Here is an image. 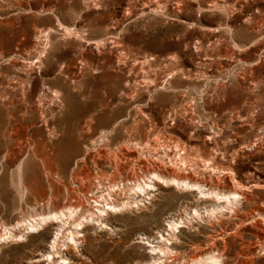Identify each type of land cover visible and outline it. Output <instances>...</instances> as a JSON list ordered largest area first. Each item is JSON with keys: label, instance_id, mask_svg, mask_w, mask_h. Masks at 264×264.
Returning a JSON list of instances; mask_svg holds the SVG:
<instances>
[{"label": "rangeland", "instance_id": "rangeland-1", "mask_svg": "<svg viewBox=\"0 0 264 264\" xmlns=\"http://www.w3.org/2000/svg\"><path fill=\"white\" fill-rule=\"evenodd\" d=\"M25 56L33 62L26 97L34 112L20 131L26 126L33 140L14 161L4 156L5 114L12 104L0 98V235L5 227L15 234L0 241V264H51L57 234L56 264H192V251L206 244L208 234L236 220L229 209L208 215L205 209L219 200L205 199L197 188L159 180V189L138 191L136 202L101 221L86 220L84 236L68 250L60 244L71 243L72 221L26 229L36 214L74 206L87 182L80 160L94 149L89 137L101 131L97 146L110 151V163L84 162L102 183H125L112 195L116 202L132 191L126 179L131 160L120 155L122 148H134L136 140L158 143L161 151L189 137L199 148L190 151L192 159L206 158L203 171L252 194V202L238 208L264 199V188L252 187L264 184V0H0V89L25 73ZM47 89L50 106L62 100L49 122L35 106ZM14 100L17 109L28 105L21 89ZM92 112L93 128L82 133L78 122ZM40 195L55 208L35 205ZM194 208L201 216L193 215ZM178 216L185 223L170 237L168 222ZM162 234L179 251L174 262L170 253L152 251ZM246 239L255 241L250 233ZM255 262L264 264V251Z\"/></svg>", "mask_w": 264, "mask_h": 264}, {"label": "bare ground", "instance_id": "bare-ground-1", "mask_svg": "<svg viewBox=\"0 0 264 264\" xmlns=\"http://www.w3.org/2000/svg\"><path fill=\"white\" fill-rule=\"evenodd\" d=\"M44 36V39L48 41V33L45 32ZM42 50H44V48ZM42 52L43 51L39 53L38 62L42 61ZM23 58L24 61L21 60L20 68L25 71V73L20 76H13L10 78L8 84L0 89V98L5 101V106H7V102L12 104L7 107L5 114L6 121L4 123L5 139L8 142L4 156L9 161H14L16 157L21 155L24 151V146H29L30 140H33V137L27 134L28 131L26 126L24 127L26 132L21 133L20 131V128L31 120L30 116L34 112L30 99L26 97V94L28 93L27 89L31 82L30 65H32L33 62L32 58L29 56ZM19 89L22 91L23 101L28 102V105L25 108L17 109L14 95H17ZM47 91L48 89L37 94L35 102L36 110L40 113V116L45 122L55 120V107L57 108L58 105L62 104V100L59 99V102L53 101V106H50ZM53 92L55 97H59L60 93L58 90H54ZM104 104L108 105L109 103L105 102ZM29 109H31V113H29ZM95 114L96 113L92 112L86 118L81 119L78 122L82 133L89 132L90 129L92 130L93 124L96 120ZM53 130L54 129H51L52 132ZM98 133L97 136L94 134L89 137L91 140L88 143V146H92L94 149H86V155H84V158L88 159L96 167L101 165V160L104 158L110 163V151L99 146L102 144H99V147L97 146L98 140L104 137L105 132L101 131ZM135 141L134 143H131L130 141L134 148H122L120 152V155L131 160V164L127 168L126 179L129 181H127V184H129L127 187L132 191L129 192L126 200L116 202L112 196L114 192H117V189L125 187L124 182L118 181V183H116L115 181L110 180L108 184H106L107 182L102 183L100 178H96V176L94 177V173L85 166V159L80 160L83 164L78 170H80V173L86 178L84 181L87 182L86 184H80V196L75 199L74 206L66 205L61 209L56 210L54 209L55 206L51 205L50 199H45L44 195H40L35 205H43L44 203H47L50 204L54 210L47 214H36L32 219H28V221L25 222L27 226L26 229L34 230L43 227L50 222L60 221L68 223L70 220L72 221L74 230L69 231L67 238H70L71 243L66 246V239H64L62 245L60 244V247L68 250L69 247L73 246L72 243H77L76 238L84 236L80 230L83 229V226H86V220L90 218L99 221V218L108 215V212L116 209L121 210L128 204L136 202V195H140L138 191L150 193V190L152 189H159L161 186L159 180H162L167 185H175L179 189L188 188L193 190L197 188L199 193L203 195L205 199L209 196L213 199H218L219 201H214V205H210L205 209L208 215H212L215 212H227L226 210L228 209L231 210V212L233 211L234 214H238V216L233 214L236 220H232L231 227L224 226L225 229H221L220 227V231L213 230V233L208 234V241L206 244L203 247L196 248L192 251V264H224L225 262L228 264L256 263V258L264 251V199L260 203L255 202L254 208H247L248 206L238 208L239 205H242V202H252V194L248 192L249 190L245 189L246 186H237V183H234V181L223 182L211 172L203 171L202 168L208 166L205 162L206 158H201L202 160L192 159L190 151L193 149L199 150L192 137H189L183 145L176 144L171 147L163 146L164 150L161 151L158 143L152 145L149 142L142 143L140 141ZM139 168L144 169V176L139 173ZM50 169L51 172H53V167L50 166ZM263 185L257 182L253 183L252 187L264 188ZM202 187L207 188L205 189ZM90 201L93 202L94 205H92ZM221 202H223V204H220ZM193 211V215L201 216L196 208H194ZM183 223L185 222L180 216L169 220L168 227L170 228L171 233L168 234H170V237L176 236L175 230L178 232L181 231ZM13 228L14 227H12V229ZM5 229H7V231L0 235V241L6 240L15 235L10 228L5 227ZM247 233H250L251 236L255 238V241L252 239H246ZM59 238L60 236L57 234L52 240L53 252H59L57 251ZM161 238L162 244L159 243L153 245L152 251H155L157 254H159L158 251H160L165 256L170 253V261L174 262L177 259V253H179V251L168 245L169 243L173 244V242H169L170 238L168 236L162 234ZM235 243H238L239 246L234 250L233 247ZM53 252L48 253L49 256H53L50 263L56 264ZM61 258L64 259V257ZM157 260H162L160 255ZM134 264L144 263L136 262ZM163 264H166L165 260L163 261Z\"/></svg>", "mask_w": 264, "mask_h": 264}]
</instances>
